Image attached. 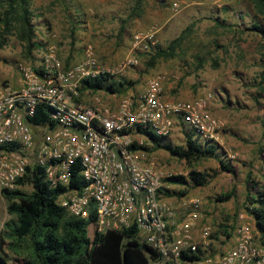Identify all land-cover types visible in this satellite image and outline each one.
<instances>
[{
	"label": "built area",
	"instance_id": "1",
	"mask_svg": "<svg viewBox=\"0 0 264 264\" xmlns=\"http://www.w3.org/2000/svg\"><path fill=\"white\" fill-rule=\"evenodd\" d=\"M136 39L132 51L156 45L152 34ZM137 64L129 55L109 70L91 45L69 67L53 45L33 66L20 64L19 87L0 85V190L22 189L18 181L27 169L43 168L49 187L62 188L58 206L77 219L94 215L99 234L136 228L143 253L149 259L157 256L150 264H264V234L245 223L243 214L235 243L223 253H212L210 229L200 225L201 200L171 203L164 175L143 149L149 141L145 131L167 138L178 129L202 145L216 141L220 123L210 108L211 95L168 100L164 77L157 75L135 96L112 91L111 102L95 96L92 104H79L84 80L117 84L118 74ZM41 107L48 110L47 121L38 115ZM261 209L264 213V194ZM192 253L199 259L182 260Z\"/></svg>",
	"mask_w": 264,
	"mask_h": 264
},
{
	"label": "rangeland",
	"instance_id": "2",
	"mask_svg": "<svg viewBox=\"0 0 264 264\" xmlns=\"http://www.w3.org/2000/svg\"><path fill=\"white\" fill-rule=\"evenodd\" d=\"M8 1L0 0V13L7 9ZM28 6L33 14L35 41L40 45L28 54L17 31L1 36L4 26L0 22V85L18 88L17 67L33 66L47 46L55 47L57 57L67 67L80 62L84 48L91 45L100 64L109 70H116L129 55L138 61L117 76L123 83L118 91L121 96L141 93L149 78L160 75L164 77L163 91L168 100L191 101L211 91V102H221L224 109L234 96L255 97L256 106L264 108V36L245 30L256 20L264 26V19L256 17L251 0H28ZM215 20L224 21L226 27L217 26ZM144 34L153 35L154 48L148 51L138 46L132 51L136 37ZM175 39L179 41L173 44ZM110 92H90L81 86L78 102L90 105L95 96L111 102ZM169 141L174 146L185 144L179 130ZM145 142L151 148V143ZM149 153L165 178L187 176L190 170L212 175L209 184L200 190L190 185L166 184L173 192L187 191L190 197L199 191L210 193L207 199L213 210L203 211L202 223L208 220L205 226L210 229L212 253L230 248L227 242L241 224L239 215L243 214L244 222L252 226L247 210L253 207L250 197L255 198L258 192L264 194V166H255V151L248 158L250 163L244 162L248 169L241 165L234 168V174L222 172L213 158L187 163L163 149ZM231 186L234 201L219 207L217 198L229 193ZM24 190L30 192L31 187L25 186ZM6 205L0 190V232L11 218ZM15 243V239L5 238L0 245V256L6 264H23L29 257V243L11 246Z\"/></svg>",
	"mask_w": 264,
	"mask_h": 264
},
{
	"label": "trees",
	"instance_id": "3",
	"mask_svg": "<svg viewBox=\"0 0 264 264\" xmlns=\"http://www.w3.org/2000/svg\"><path fill=\"white\" fill-rule=\"evenodd\" d=\"M256 17L264 19V0H251ZM32 12L28 6V0H9L7 9L0 13V22L3 23L1 36L9 34L12 30L17 31L18 39L25 44V50L29 54L40 44L35 41V30L32 24ZM216 21V20H215ZM217 26L226 27L224 21H216ZM246 31L264 36V26L260 21H254ZM179 39H175V42ZM171 44V46L173 45ZM172 48L170 47V50ZM162 51L157 54L160 55ZM69 67V66H67ZM105 79L95 81L84 80L82 89L107 90L118 92L123 86L122 82L112 85L103 84ZM48 110L41 107L38 115L42 121H47ZM33 118L31 122L35 123ZM151 143V148L145 146L147 151L163 149L170 156L185 160L187 163L205 158H220L218 148L214 142L202 145L198 141L185 136L184 146H174L167 138H158L150 132H144ZM222 172L234 173L233 167L223 159L218 161ZM78 175L73 172V177ZM212 175L190 170L187 176H169L164 179L167 185L176 186H206ZM78 177V176H77ZM247 176L246 183H248ZM22 189L13 191L1 190V195L6 200V211L11 217L3 225L0 232V245L5 238H13L16 243L13 247L20 246L22 242L30 245V254L23 264H150V259L155 260L157 256L153 253L149 259L142 251L136 240V228L122 231H110L99 234L95 230V216L87 220L77 219L69 215L62 207L56 204V199L62 188L51 189L45 180L43 168L36 167L32 171L28 168L27 174L18 181ZM30 186L31 191L24 190ZM73 186V184L71 185ZM167 195L184 196L187 191L173 192L165 190ZM233 192L224 194L217 201L224 202L231 199ZM263 193L250 197L249 204L252 209L247 208L253 217L255 228L264 234V213L261 209ZM92 235V237H90ZM182 260L195 261L199 257L196 254L182 256ZM0 264H6L0 256Z\"/></svg>",
	"mask_w": 264,
	"mask_h": 264
},
{
	"label": "crops",
	"instance_id": "4",
	"mask_svg": "<svg viewBox=\"0 0 264 264\" xmlns=\"http://www.w3.org/2000/svg\"><path fill=\"white\" fill-rule=\"evenodd\" d=\"M207 93L212 95L211 91L210 92L208 91ZM207 93H202V95H200L199 97L206 96L205 94ZM227 103H228V107L224 109L223 107L224 105L221 102L214 104L210 100V108L212 114L214 118L218 120V122L220 123V128L217 132V139L216 141H214V143L218 148V154L221 153V155H223L220 156L219 159L218 158H213V159L218 161L220 159L223 160L226 159V161L228 160V163L233 167V169L239 168L242 165V167L247 170L248 168L244 162H247L249 164L250 161H248V158L249 156L252 157V151H255L256 153L254 156L258 157L257 164L255 166L257 167L260 164L261 165L263 164L264 166V123H263L264 108L256 106L255 97L243 98V97L234 96L232 97V99H229ZM177 131L178 129H175L173 133L169 137H167V139L169 140V138L173 136L175 133H177ZM248 172L249 171H247V173ZM247 176L245 177V179H243L245 183ZM168 186H176V185H168ZM232 188L233 187L231 186L229 193L232 192ZM167 189H169V187H167ZM196 189L199 190L205 189V186L196 187ZM239 190L242 191L240 187ZM209 195L210 193H208V191H203V192L199 191L198 194H196V196L193 197H190L187 194L180 197L176 195H167V199L176 206H179L181 201L184 200L185 198L190 197V198L200 199L202 203L201 210L204 212H211V210H213L212 208L213 206H210L211 204H209L208 202L207 198L209 197ZM242 198L243 195L240 197V199ZM233 201H234V195L232 194L231 199L228 201L220 202L219 207L221 206L223 207L224 204L226 203L230 204ZM219 207L217 208L219 209ZM216 214L217 212H215V214L211 217H214ZM205 222L207 224L208 220L206 219ZM206 224L201 223L200 225H202L203 227ZM240 226L241 225H239L237 229L234 230L233 236L232 238H230V242H227L229 247H231L235 243L237 239L236 236L237 230ZM251 228H255L254 219Z\"/></svg>",
	"mask_w": 264,
	"mask_h": 264
}]
</instances>
